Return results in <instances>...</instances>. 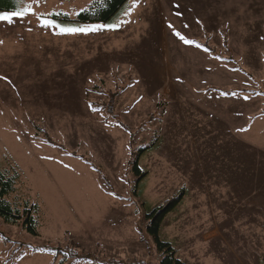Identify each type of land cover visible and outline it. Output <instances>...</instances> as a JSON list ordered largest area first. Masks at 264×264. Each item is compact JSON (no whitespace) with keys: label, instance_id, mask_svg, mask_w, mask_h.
Listing matches in <instances>:
<instances>
[{"label":"rangeland","instance_id":"obj_1","mask_svg":"<svg viewBox=\"0 0 264 264\" xmlns=\"http://www.w3.org/2000/svg\"><path fill=\"white\" fill-rule=\"evenodd\" d=\"M16 1L0 14L31 11L0 19V166L40 227L0 219V264H60L44 249L68 241L66 264H159L148 207L181 190L161 230L181 261L264 264V0H129L80 26L58 16L93 0Z\"/></svg>","mask_w":264,"mask_h":264},{"label":"trees","instance_id":"obj_2","mask_svg":"<svg viewBox=\"0 0 264 264\" xmlns=\"http://www.w3.org/2000/svg\"><path fill=\"white\" fill-rule=\"evenodd\" d=\"M129 0H93L87 9L79 12L77 17L72 20L67 15L56 16L62 21H69L72 24L80 26L81 24L91 23H113L114 19L123 11L125 5ZM18 9V3L16 0H0V11H14ZM250 92L248 89H244L242 92ZM137 175L141 178L145 176V172H142L139 168L137 160L134 162ZM18 173L11 171L7 168L0 166V219L9 225L21 226L23 230L31 235L39 236V221L38 215L40 212V206L36 202L26 200L18 202L17 199L12 197L16 193L18 183ZM181 190L179 196L172 197L162 204L156 205V207H148V213L146 218L149 221L147 230L153 237L157 245V249L161 254L159 264H185L181 261L175 252V249L171 242H165L162 238V226L165 218L169 213L173 212L183 199ZM77 245L79 243H73L68 241L64 248L62 247H46L45 251H50L54 255H61L63 261L60 264H66L67 260H75L79 258L80 253H70V247L68 244ZM56 249V251H55ZM33 251H39V248H33ZM74 257V258H72Z\"/></svg>","mask_w":264,"mask_h":264},{"label":"snow or ice","instance_id":"obj_3","mask_svg":"<svg viewBox=\"0 0 264 264\" xmlns=\"http://www.w3.org/2000/svg\"><path fill=\"white\" fill-rule=\"evenodd\" d=\"M133 6H135L133 4ZM31 11V9L29 8H24L22 11H19V12H13L11 14L9 13H2L0 14V19L2 20H10L12 16H22L24 15L26 12H29ZM128 11L130 12L131 11V7L128 9ZM127 14V13H126ZM45 24H48V23H53L52 21H44ZM118 25H108L107 27L111 28V27H117ZM97 27H103V26H94L93 28L91 29H84V28H71V27H62L60 28V31L61 32H67V33H75V32H86V31H93V30H96ZM176 35L186 44H196L195 41L193 40H189L187 38H185L184 36L180 35V33H176ZM197 47H203L202 45H199V44H196ZM205 51H208V49H204ZM6 79V78H5ZM248 97H245V99H247Z\"/></svg>","mask_w":264,"mask_h":264}]
</instances>
